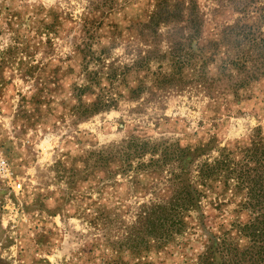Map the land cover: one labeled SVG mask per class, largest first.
Instances as JSON below:
<instances>
[{"label":"rangeland","instance_id":"1","mask_svg":"<svg viewBox=\"0 0 264 264\" xmlns=\"http://www.w3.org/2000/svg\"><path fill=\"white\" fill-rule=\"evenodd\" d=\"M167 1L166 22L149 33L139 22L162 0H0V264L196 263L207 235L192 211L183 233L140 256L117 243L177 173L248 146L257 129L264 138V77L239 101L206 93L190 66L180 79L183 31ZM230 1L195 0L207 55L239 16ZM215 48L212 76L224 47ZM207 197L211 230L244 220L231 188Z\"/></svg>","mask_w":264,"mask_h":264},{"label":"trees","instance_id":"2","mask_svg":"<svg viewBox=\"0 0 264 264\" xmlns=\"http://www.w3.org/2000/svg\"><path fill=\"white\" fill-rule=\"evenodd\" d=\"M162 1L163 4L156 5L147 21L139 22L149 33L156 32L160 23L166 22L164 19L171 1ZM230 2L233 4L231 10L238 12L239 16L223 27L220 37L209 41L214 51L207 55L200 46L199 31L203 19L195 0H175L177 26L183 31L181 40L177 41V76L182 79L188 75L185 71L190 66L193 68L192 81L206 93L231 94L239 101L248 97L244 91L248 86L264 77V0ZM219 44L224 47L223 57H219L216 74L212 76L205 68L216 61L215 47ZM194 58L200 61L197 70ZM251 137L250 144L244 148L221 149L210 161L207 157L197 162L193 172L177 173V183H171L166 198L139 206L134 221L126 227L125 235L117 243L118 250L123 248L140 256L149 250L151 242H167L172 235L185 231L193 218L192 211L195 212L196 225L207 235L205 248L195 264H264V138L259 129ZM200 150L195 148L183 166L190 165ZM181 151L185 159L188 155L185 150ZM218 187L231 188L240 197L236 213L244 214L245 218L220 223L213 231L205 222L201 201L208 198L207 191L214 193ZM103 264L129 263L121 256H107Z\"/></svg>","mask_w":264,"mask_h":264},{"label":"built area","instance_id":"3","mask_svg":"<svg viewBox=\"0 0 264 264\" xmlns=\"http://www.w3.org/2000/svg\"><path fill=\"white\" fill-rule=\"evenodd\" d=\"M2 163V162H1ZM0 170L2 171V170H4V165H3V163H2V165L0 164Z\"/></svg>","mask_w":264,"mask_h":264}]
</instances>
